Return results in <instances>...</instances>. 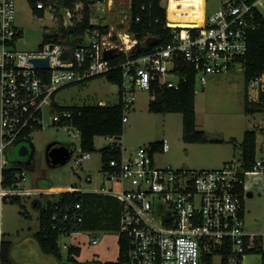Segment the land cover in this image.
Here are the masks:
<instances>
[{
    "label": "built area",
    "instance_id": "built-area-1",
    "mask_svg": "<svg viewBox=\"0 0 264 264\" xmlns=\"http://www.w3.org/2000/svg\"><path fill=\"white\" fill-rule=\"evenodd\" d=\"M163 1L160 0V5L166 10L169 41L135 55L133 52L140 49L138 36L132 38L130 49L125 45L117 47L99 27L87 28L73 45L51 39L34 50H19L17 42L23 30L16 24V0H0V205L5 194L25 193V170L12 186H2L5 150L17 139L30 137L31 132L25 136L23 132L42 125L46 109L53 113L55 122L72 116L71 110L53 111V98L63 86L107 76L120 69L119 98L126 123L137 91H150L155 80L159 85L178 90L193 73L197 93L204 89L212 74L236 67L244 70L250 33L260 26L256 17L260 0H220L211 14L205 10L201 26L171 25L167 13L172 0L165 5ZM37 7L44 9V15L49 11L53 20L67 26H72L76 14L78 22L83 21L82 2L70 8L41 0ZM145 7L143 4L141 8ZM111 48L116 51L106 56L105 49ZM65 51L69 54L64 58ZM121 53L126 59L112 64L110 58ZM33 59H47L48 65L39 67ZM263 76L264 70L249 82L252 100L261 103ZM66 126L70 134L73 129L74 137L81 140L77 128ZM107 138L109 144L115 141L119 144L122 160H111L113 169L102 171L106 181L113 184L104 183L94 191L115 195L121 201L117 231L119 241L121 238L125 241L124 255L129 264H247L249 255H261L264 264V233L248 232L245 220V199L250 190L247 176L264 173L261 159L256 156L250 169L244 167L241 157L215 169H175L155 164L156 149L152 145L140 146L125 155L120 138ZM159 144L157 149L163 152L170 148L167 139ZM79 150L75 162L81 166L91 153L84 152L81 145ZM87 180L92 181V177L87 176ZM127 181L131 182L129 187ZM74 190L77 189L72 186L66 190L48 187L41 191ZM80 209L77 203L54 214L56 223L52 227L62 231L61 237L81 232L66 234L69 227L74 228L82 220ZM92 242L97 244L99 238L93 237ZM68 247L64 245L66 251Z\"/></svg>",
    "mask_w": 264,
    "mask_h": 264
},
{
    "label": "rangeland",
    "instance_id": "rangeland-1",
    "mask_svg": "<svg viewBox=\"0 0 264 264\" xmlns=\"http://www.w3.org/2000/svg\"><path fill=\"white\" fill-rule=\"evenodd\" d=\"M167 0L163 1L165 5ZM174 3L168 10L173 12ZM220 5V0H206L205 10L211 14ZM16 24L23 30L22 37L17 42L19 50H34L45 38L60 39L65 44H74L78 35L64 34L62 27H75L77 14L72 26L64 25L58 19L53 20L51 13L40 15L33 12L29 0H16ZM91 22L101 25L110 40L117 47H124L130 38L123 37L135 34L129 31L131 19V0H99L92 4ZM259 11L264 15V0L258 3ZM188 12H184L187 14ZM57 35V36H56ZM80 36V35H79ZM123 37V38H122ZM153 34H146L139 43L146 45ZM125 39V42L123 41ZM130 44V43H129ZM239 66V65H238ZM264 80V76H263ZM246 79L242 69L236 67L217 76H210L203 90L196 93L198 129L206 132L210 139H220L223 142L196 144L189 146L183 140V114L181 112L156 113L149 110L152 98L149 90H138L134 106L128 112V122L124 133L119 139L125 155L134 152L140 146L151 145L167 139L170 145L168 151L156 149L153 160L156 165H171L175 169H215L226 162L241 157V142L244 133L255 130L257 133V158L264 162V106L252 104L253 112L246 111ZM56 106L83 105H113L119 102V85L108 80L107 76H98L82 83H75L60 88L53 98ZM69 128L53 124V113L46 109L42 126L31 131L30 138L35 146L33 161L24 166L26 171L25 193L21 203L10 201L0 205V236L13 243L11 256L14 264H67L61 263L54 256L42 252L35 234L40 229V212L49 201H56V193L42 192L48 187L54 189L76 186L81 190L100 189L101 185H112L106 181L102 167L100 149L109 144L110 139L98 136L95 145L98 151L78 166L75 158L80 153V139L71 134ZM67 145L71 149L70 158L64 164H53L48 156L51 145ZM92 177V181L87 180ZM247 183L251 186L252 196L245 199L246 230L250 233H264V173L259 176L248 175ZM52 184V185H51ZM131 182H126L129 187ZM118 186V184H117ZM36 202L39 205H36ZM26 213V214H24ZM93 237L99 242L94 244ZM63 261L68 260L64 245H78L81 254L76 259L80 264L114 262L120 253L118 231H81L71 236H62L59 240ZM247 264H261V255L247 256Z\"/></svg>",
    "mask_w": 264,
    "mask_h": 264
},
{
    "label": "trees",
    "instance_id": "trees-1",
    "mask_svg": "<svg viewBox=\"0 0 264 264\" xmlns=\"http://www.w3.org/2000/svg\"><path fill=\"white\" fill-rule=\"evenodd\" d=\"M33 12L44 16V9H39L37 3L41 0H29ZM44 2L55 3L58 7L74 8L75 4L82 2L83 21L75 27H62L64 34L83 35L87 28L99 27L103 32L104 27L91 23V7L90 4L99 0H42ZM249 2L255 0H247ZM145 4V9L142 5ZM59 9V8H58ZM140 17L137 20V17ZM257 21L260 26L257 30L250 33L249 48L245 56L244 74L247 85L251 79L259 76L264 70V16L257 10ZM166 10L161 7L160 0H132L131 2V19L130 29L141 40L146 34H153L156 37L149 40L146 45L140 44V49L134 51L135 55H141L151 51L156 45L169 41L170 29L165 25ZM169 21V20H168ZM62 22V21H61ZM22 36V33L20 34ZM57 36V35H56ZM52 37L48 35L44 41H50ZM54 40H59L58 37ZM73 45V44H72ZM126 55L121 53L110 58L112 64L117 65L120 61L125 60ZM98 77V76H96ZM95 78V77H93ZM90 78V79H93ZM108 80L118 85L121 84L122 74L120 69H116L107 74ZM75 84V83H73ZM70 85V84H68ZM67 86V85H66ZM64 87V86H63ZM151 100L149 102V110L156 113L181 112L183 114V140L193 143L220 142L218 139H210L206 132L199 130L196 123L195 109V75L192 73L188 80L176 90L159 85L157 80L152 84ZM261 99L264 100V93H261ZM71 110L73 114L70 118L61 120L60 122L53 121L57 125H72L81 132V148L84 152L94 153L97 150L95 140L97 136L121 138L125 129L123 121L124 111L121 102L113 105H83V106H66L59 107L54 103L53 111ZM255 108L249 107L248 95L246 94V111L253 112ZM42 125L38 126L40 128ZM31 131L25 130L23 136L28 135ZM32 142L31 138H26ZM257 133L255 130H248L244 134L241 142L242 161L246 169L252 168L257 147ZM33 143V142H32ZM160 142H154L151 145L155 149L160 147ZM102 153L101 171H106L110 168V161L115 160L121 162L122 151L119 144L115 141L107 144L100 149ZM15 154L17 150L12 151L11 146L5 150L6 166L2 169L4 188L12 186L17 180L24 166L15 163ZM51 187V186H50ZM76 187V186H75ZM74 191H63L56 193L58 199L54 202L49 201L46 206H43L40 212V229L35 234V238L39 246L45 254L54 256L57 260L63 261L64 257L59 243L62 231L52 226L56 223L54 219L55 213H62L67 206L74 207L77 203L81 205L79 212L82 214V220L73 228L69 227L66 234L70 235L72 231H117L120 224L121 201L115 195L101 192L83 191L76 187ZM23 195L20 193L5 194L2 202L10 201L12 203H21ZM26 214V213H24ZM120 253L118 260L120 264H127L124 252L125 241L120 239ZM13 243L6 240L3 236L0 239V264H14L11 256ZM68 260L76 261L81 254V248L78 245H69L67 249Z\"/></svg>",
    "mask_w": 264,
    "mask_h": 264
},
{
    "label": "bare ground",
    "instance_id": "bare-ground-1",
    "mask_svg": "<svg viewBox=\"0 0 264 264\" xmlns=\"http://www.w3.org/2000/svg\"><path fill=\"white\" fill-rule=\"evenodd\" d=\"M173 12L168 10L167 16L171 25L181 26H201L204 22L205 14V0H172ZM184 12H188L184 14ZM125 39L130 38V44L126 46L128 49L132 46L134 40L128 35L124 34ZM122 37V38H123ZM125 39H123L124 43Z\"/></svg>",
    "mask_w": 264,
    "mask_h": 264
},
{
    "label": "water",
    "instance_id": "water-1",
    "mask_svg": "<svg viewBox=\"0 0 264 264\" xmlns=\"http://www.w3.org/2000/svg\"><path fill=\"white\" fill-rule=\"evenodd\" d=\"M137 48H140V45H137ZM116 49H105L104 54L106 56H112ZM69 54L68 51H65L63 57H67ZM35 64L39 67H44L48 65L47 59H33ZM17 153L21 157H25L28 155V160L24 163V165H29L34 157L35 154V146L32 142L27 139H21L19 142V146L17 149ZM71 149L67 145H51L49 148L48 156L53 164H64L70 158ZM22 165V163H21Z\"/></svg>",
    "mask_w": 264,
    "mask_h": 264
},
{
    "label": "crops",
    "instance_id": "crops-1",
    "mask_svg": "<svg viewBox=\"0 0 264 264\" xmlns=\"http://www.w3.org/2000/svg\"><path fill=\"white\" fill-rule=\"evenodd\" d=\"M22 37V36H21ZM244 71V70H243ZM223 74V73H222ZM212 75H214V76H217V75H220V74H212ZM212 75H210V76H212ZM210 76H209V78H210ZM209 78H208V80H209ZM264 81V80H263ZM208 82V81H207ZM246 94L248 95V105H249V107L251 108L252 107V104H258L259 105V108L260 109H262V107L264 106V102H256V101H253L252 100V97H253V95L252 94H250L249 93V84L246 86ZM246 94H245V98H246ZM245 106H246V103H245ZM254 108V107H253ZM195 109H196V123H197V108H196V99H195ZM198 124H197V128H198ZM200 130V129H199ZM262 130V132H263V136H264V128L263 129H261ZM245 134V133H244ZM98 137V136H97ZM96 137V138H97ZM104 137H106V136H104ZM244 138V137H243ZM218 140H220V139H218ZM185 142V141H184ZM220 142H223L222 140L220 141ZM220 142H214V143H220ZM256 142H257V140H256ZM208 143V142H207ZM185 144H188L189 146H194V145H196V144H206V143H193V142H185ZM80 145H81V140H80ZM256 149H257V147H256ZM241 152H242V150H241ZM52 185V184H51ZM96 190H98V189H96ZM87 191V190H86ZM88 191H90V192H96V191H94V190H88ZM253 195V193L251 192V186H250V190H249V196H252ZM24 196V195H23ZM36 205H39V203L38 202H36ZM0 233H2L1 232V229H0ZM3 235H1V237H2ZM4 237V236H3Z\"/></svg>",
    "mask_w": 264,
    "mask_h": 264
},
{
    "label": "flooded vegetation",
    "instance_id": "flooded-vegetation-1",
    "mask_svg": "<svg viewBox=\"0 0 264 264\" xmlns=\"http://www.w3.org/2000/svg\"><path fill=\"white\" fill-rule=\"evenodd\" d=\"M20 140H21V139H17V140L14 142V144L11 146V150H12V151H14V150L16 151V150L18 149V146H19V142H20ZM33 159H34V157H33ZM33 159H32V161H33ZM14 160H15V163H16V164H18V165H20V166H25L24 163L28 160V155L25 156V157H21V156H19L18 154H15V158H14ZM32 161H31V162H32ZM21 163H22V165H21ZM61 263H67V264H80V262H78V260H76V261L66 260V261H61ZM125 263L129 264L128 262H125ZM92 264H120V262H119V260L117 259V260L114 261V262L100 263V262H98V261H95V262L92 263Z\"/></svg>",
    "mask_w": 264,
    "mask_h": 264
}]
</instances>
